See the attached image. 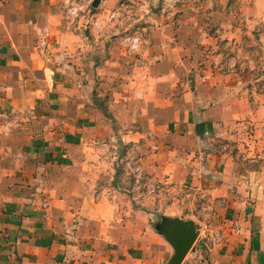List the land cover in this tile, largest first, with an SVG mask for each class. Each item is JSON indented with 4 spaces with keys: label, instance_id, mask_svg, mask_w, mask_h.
I'll list each match as a JSON object with an SVG mask.
<instances>
[{
    "label": "crops",
    "instance_id": "0c3cea01",
    "mask_svg": "<svg viewBox=\"0 0 264 264\" xmlns=\"http://www.w3.org/2000/svg\"><path fill=\"white\" fill-rule=\"evenodd\" d=\"M166 1L99 0L105 9L130 3L124 22L146 24L129 53L118 26L66 25L62 0H0V264H168L175 248L156 225L171 213L199 226L181 264H264V163L237 162L213 144L244 140L263 156L264 115H238L245 101L221 74L189 90L195 65L184 40L198 19L187 3L174 24L160 12ZM263 7L253 0L250 11ZM139 139L149 176L225 205L198 217L192 202L186 216L174 206L161 214L154 196L115 190L113 147Z\"/></svg>",
    "mask_w": 264,
    "mask_h": 264
},
{
    "label": "rangeland",
    "instance_id": "374dc122",
    "mask_svg": "<svg viewBox=\"0 0 264 264\" xmlns=\"http://www.w3.org/2000/svg\"><path fill=\"white\" fill-rule=\"evenodd\" d=\"M209 1L212 4L208 9L205 5L209 4ZM252 2L253 0H167L160 11L165 17H171L173 23L176 24L181 17V9H185L184 4L191 3L192 9L189 11L198 20L192 33H189L188 27V33H186L188 38L184 40L185 48H188V51L185 49V58H189L190 62L195 65L185 77L189 90L197 84L198 80L203 79L204 75L221 74L228 84L234 87V90L236 88V93L245 101V109L242 114L238 115H264V40H262L264 38V12L261 14L251 13ZM260 9H264V7ZM211 11H213L212 14H210ZM128 13L134 15L133 11ZM126 16L127 14L124 15V17ZM123 23L125 28L118 25L121 32L122 30H138L144 41V32L148 31L146 24L139 25L130 21L124 22V20ZM111 25L116 26V24ZM198 95L201 96V94ZM195 103L200 112L207 111L208 106L203 101H195ZM217 115L235 114L219 111ZM252 127L253 125L245 123L242 127L243 134H253ZM259 138L263 140V136H259ZM219 139L221 141L215 140L213 144L216 146L219 143L225 145L233 160L250 166L264 163V155L260 156V153L254 152L247 141L241 140V145L238 147L233 140L222 137ZM248 139H250L249 136ZM144 144V139H139L113 147L112 157L117 179V183L113 184L115 190H124L131 196V189L134 188L133 169L127 168L125 164L126 159H129L135 166L140 164L143 169L144 184L139 193L150 194L139 198L131 196V198L137 201L147 196H154L156 201H161V214H168L166 209L174 206L180 209L181 215L186 216L190 211L189 207H191L190 205L186 206L188 202L193 203L191 212L196 217L202 212H212L214 206L225 205L224 200L212 199L210 194H203L201 190L190 184L160 181L149 176L144 165ZM152 147V149H157L156 145ZM127 148L130 149L128 154ZM173 215L175 214L171 213L170 217Z\"/></svg>",
    "mask_w": 264,
    "mask_h": 264
},
{
    "label": "built area",
    "instance_id": "2783aa9c",
    "mask_svg": "<svg viewBox=\"0 0 264 264\" xmlns=\"http://www.w3.org/2000/svg\"><path fill=\"white\" fill-rule=\"evenodd\" d=\"M61 8L66 25L75 29L99 32H102L108 24L111 25L114 23L116 26L121 25L124 15L132 12L131 5L127 2H121L113 9H105L102 7H93L92 0H62ZM121 43L127 52L134 53L140 49L143 44V39L138 30H122ZM37 46L42 52L46 50L48 46V33L46 31L39 34ZM129 150L128 148L126 149L127 154ZM125 164L127 168L133 169L132 181L134 188L131 189V196L133 198H139L143 195H150L139 193L144 184V174L140 164L135 166L133 161L129 159H126Z\"/></svg>",
    "mask_w": 264,
    "mask_h": 264
},
{
    "label": "water",
    "instance_id": "95a60500",
    "mask_svg": "<svg viewBox=\"0 0 264 264\" xmlns=\"http://www.w3.org/2000/svg\"><path fill=\"white\" fill-rule=\"evenodd\" d=\"M98 3L99 0H94L92 6L97 7ZM156 228L175 248V253L168 264H181L197 239L199 226L192 220L183 221L179 217L162 216Z\"/></svg>",
    "mask_w": 264,
    "mask_h": 264
}]
</instances>
